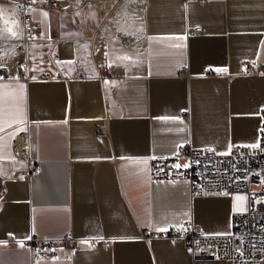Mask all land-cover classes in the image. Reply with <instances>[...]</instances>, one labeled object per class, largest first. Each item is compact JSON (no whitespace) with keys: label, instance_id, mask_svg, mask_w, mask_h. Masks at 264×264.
I'll use <instances>...</instances> for the list:
<instances>
[{"label":"crops","instance_id":"obj_1","mask_svg":"<svg viewBox=\"0 0 264 264\" xmlns=\"http://www.w3.org/2000/svg\"><path fill=\"white\" fill-rule=\"evenodd\" d=\"M67 5L29 11L37 26L30 77L0 80V264H228L143 230L191 221L225 234L244 195L190 197L185 179H150L149 159L181 144L223 153L255 142L264 119V0H93L60 16ZM50 44L69 77L45 59ZM16 133L39 162L34 175H20L27 163L11 149ZM66 231L79 248L58 245L49 259L31 261L18 246L30 234Z\"/></svg>","mask_w":264,"mask_h":264},{"label":"built area","instance_id":"obj_2","mask_svg":"<svg viewBox=\"0 0 264 264\" xmlns=\"http://www.w3.org/2000/svg\"><path fill=\"white\" fill-rule=\"evenodd\" d=\"M3 1L7 7L0 18V69H2L0 75L4 79L13 77L27 81L30 77L27 72V48L36 40L34 35L37 32V26L31 22L29 11L34 8L52 7L55 0ZM90 1L93 0H67L68 5L58 14L67 15L68 11L80 9ZM110 4L111 2L109 6ZM107 9L109 15L117 14V9L113 11H109V7ZM96 11L97 14L103 13V9L97 6ZM102 26L97 23L94 28L93 34L96 37H101ZM7 28H11L17 36H12ZM199 30V26L185 27V33L188 35L196 34ZM73 44V56L78 58L80 50L76 47V40ZM44 57L58 74L63 77L70 76L58 63L53 44L49 45ZM261 69L264 70V64L261 65ZM241 70H248L246 61L242 63ZM202 72L205 75L213 73L210 67H204ZM179 73L185 74L183 66L179 67ZM80 75V67H77L74 76ZM106 75L107 77L110 75L108 69L107 74H97V77L102 81ZM49 76L51 75L48 72L41 74V78ZM231 77V74L226 75L227 79ZM112 86L111 83L107 84L106 90L110 91ZM103 111L106 113L107 108L104 107ZM184 112L181 110L179 114L183 115ZM259 112L264 116V107H261ZM101 130L97 129L100 132ZM252 144H257V147H251ZM10 146L14 155H22L26 160L27 168L20 175L24 174L26 177L34 175L39 169V162L28 156L26 140L20 133L12 137ZM178 159H182V164H178ZM175 165L180 167H174ZM148 176L150 179H185L190 197L209 193H241L245 197V206L244 209L231 213L229 231L225 234L203 233L191 221H181L165 227L164 231L160 232L146 228L143 235L177 237L192 256H211L225 260L228 264H264V119L257 129L254 143L231 144L223 153L215 152L210 147L181 144L171 154L151 157ZM251 184H254L256 189H250ZM58 245L70 249L79 248L76 239L68 231L55 238L30 234L18 241V246L28 252L31 261L52 258Z\"/></svg>","mask_w":264,"mask_h":264},{"label":"rangeland","instance_id":"obj_3","mask_svg":"<svg viewBox=\"0 0 264 264\" xmlns=\"http://www.w3.org/2000/svg\"><path fill=\"white\" fill-rule=\"evenodd\" d=\"M7 7V4L3 1V0H0V13H4V10L6 9ZM35 12H37V14L39 16H42L43 14H46L48 13L47 11L45 10H36ZM31 13V11H30ZM3 17V15H2ZM1 18V17H0ZM182 164V163H181ZM263 185V184H262ZM264 186V185H263ZM250 189H256V186L254 184H251L250 185ZM238 197H243V196H238ZM238 197L236 198V204L237 206L239 207V209H243V207L245 206V199H238ZM244 198V197H243Z\"/></svg>","mask_w":264,"mask_h":264},{"label":"snow or ice","instance_id":"obj_4","mask_svg":"<svg viewBox=\"0 0 264 264\" xmlns=\"http://www.w3.org/2000/svg\"><path fill=\"white\" fill-rule=\"evenodd\" d=\"M2 13H0V17H2ZM5 23L7 24L8 23V21H5ZM12 23H16V21H12ZM142 30V29H141ZM7 31L12 35V36H17V33L16 32H14V31H12V29L11 28H7ZM262 47H264V42H262ZM254 63V62H253ZM0 71H2V69H0ZM224 71H226V69L224 70ZM4 79V77L2 76V75H0V80H3ZM23 87V85H21V88ZM251 147H253V148H255V147H257V144H252L251 145ZM210 150V149H209ZM185 167H187V165H184ZM174 167H180L179 165H175ZM238 199H244L243 197H238ZM86 242V240L85 239H82L81 241H80V243L81 244H84Z\"/></svg>","mask_w":264,"mask_h":264},{"label":"bare ground","instance_id":"obj_5","mask_svg":"<svg viewBox=\"0 0 264 264\" xmlns=\"http://www.w3.org/2000/svg\"><path fill=\"white\" fill-rule=\"evenodd\" d=\"M93 1H90L88 4L92 3Z\"/></svg>","mask_w":264,"mask_h":264}]
</instances>
